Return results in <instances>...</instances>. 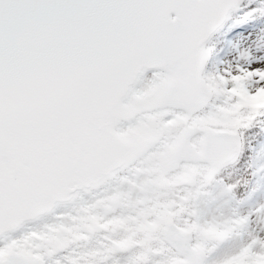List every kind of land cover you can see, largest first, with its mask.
<instances>
[{
  "label": "snow or ice",
  "instance_id": "6c2138e0",
  "mask_svg": "<svg viewBox=\"0 0 264 264\" xmlns=\"http://www.w3.org/2000/svg\"><path fill=\"white\" fill-rule=\"evenodd\" d=\"M0 264H264V0H0Z\"/></svg>",
  "mask_w": 264,
  "mask_h": 264
}]
</instances>
